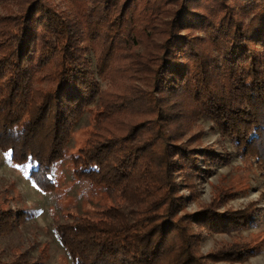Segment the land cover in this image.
Listing matches in <instances>:
<instances>
[{"label":"trees","instance_id":"obj_1","mask_svg":"<svg viewBox=\"0 0 264 264\" xmlns=\"http://www.w3.org/2000/svg\"><path fill=\"white\" fill-rule=\"evenodd\" d=\"M65 1L71 14L0 0L12 4L0 11V149L41 190L69 159L75 178L110 196L95 216L57 225L73 264L242 260L251 247L203 254L200 243L203 229L249 225L248 209L217 211L219 193L189 212L175 175L197 176V155L230 156L198 149L200 119L240 156L264 148V0ZM92 111L94 129L68 153ZM20 217L0 208V234ZM0 264L40 263L19 253Z\"/></svg>","mask_w":264,"mask_h":264},{"label":"rangeland","instance_id":"obj_2","mask_svg":"<svg viewBox=\"0 0 264 264\" xmlns=\"http://www.w3.org/2000/svg\"><path fill=\"white\" fill-rule=\"evenodd\" d=\"M48 1L61 13L71 14L67 1ZM11 5L0 3V11H8ZM92 57L94 59V55ZM99 82L101 88L107 87V79H99ZM94 112H86L78 121L68 153H76L94 129ZM212 127V122L206 119L198 120V125L194 126V131L202 129V144L198 149L208 147L215 154L229 152L230 156L225 155L224 160L217 163L197 155L196 172L200 168L197 176L187 179L185 174L176 173L185 207L189 212L197 211L213 197L224 193L227 200L217 211L248 209L250 224L229 230L203 229L200 250L208 254L225 245L251 247V252L242 260H218L209 264H264V148L240 156L228 139ZM53 178L51 189H39L26 167L12 163L7 153L0 149V208L24 214L10 230L0 234L1 261L8 262L14 255L25 253L29 260L40 264H73L59 240L57 225L69 221L71 215L95 216L109 204L110 196L104 188L75 178L69 159L55 165Z\"/></svg>","mask_w":264,"mask_h":264}]
</instances>
